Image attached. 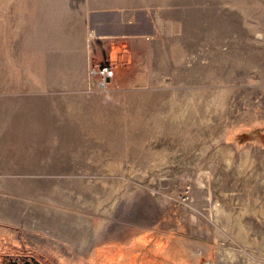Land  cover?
<instances>
[{
  "label": "rangeland",
  "instance_id": "1",
  "mask_svg": "<svg viewBox=\"0 0 264 264\" xmlns=\"http://www.w3.org/2000/svg\"><path fill=\"white\" fill-rule=\"evenodd\" d=\"M263 207L264 0H0V264L264 263Z\"/></svg>",
  "mask_w": 264,
  "mask_h": 264
},
{
  "label": "bare ground",
  "instance_id": "2",
  "mask_svg": "<svg viewBox=\"0 0 264 264\" xmlns=\"http://www.w3.org/2000/svg\"><path fill=\"white\" fill-rule=\"evenodd\" d=\"M213 94V93H212ZM217 94L218 98L222 97L225 98V90H221L215 93ZM216 97V96H215ZM191 100V99H190ZM221 100V99H220ZM189 101V100H188ZM215 101V100H214ZM222 101H224L222 99ZM192 102V101H191ZM214 103V102H213ZM217 103V102H216ZM217 105V104H216ZM176 111V110H175ZM184 112V111H183ZM188 112V111H187ZM189 113V112H188ZM182 115V114H181ZM180 115V116H181ZM212 115V114H211ZM213 117V116H212ZM228 161V160H227ZM209 167V166H208ZM207 169V168H206ZM202 170V172H200V176L197 178H194L193 176H191V178L193 179L195 185H197L199 188V192L202 193L203 195H201V197L199 198V200L205 202V201H209V199L212 196V191L211 193L208 191L207 186L209 184V182L211 181V176L212 173L209 172L208 170ZM212 182V181H211ZM203 186V188H202ZM211 194V195H210ZM167 197V196H166ZM214 198V197H213ZM213 202V201H212ZM215 202V201H214ZM210 204V203H209ZM193 206V205H192ZM262 213H264V207L260 208ZM210 214H212V217L222 220L223 225L227 228V229H231L230 224H231V217L232 214H230L231 212L229 211V209L227 208L226 204L224 205L223 202H221L220 200L216 202V204H212L210 207ZM246 212V211H245ZM244 215V214H243ZM242 214H239L234 220V224L236 225V235L238 236V238L243 241L244 243H247L248 245H250L251 247H255L256 244H258V240L257 239H252V237L249 235L250 232V228L245 224V222L243 221L242 217H244ZM234 217V216H233ZM189 218H190V225L201 229L202 231H204V222H202V218L199 217V215H196L195 213L191 212V214H189ZM225 218V219H224ZM210 219V218H209ZM228 252L231 254V257L233 256H237L236 251H230L228 250ZM251 259V261H250ZM249 259L250 263L248 264H264L261 261H258L256 259H253L252 257Z\"/></svg>",
  "mask_w": 264,
  "mask_h": 264
}]
</instances>
